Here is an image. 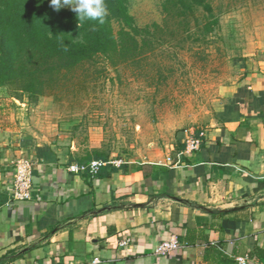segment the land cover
I'll list each match as a JSON object with an SVG mask.
<instances>
[{
    "label": "crops",
    "instance_id": "1",
    "mask_svg": "<svg viewBox=\"0 0 264 264\" xmlns=\"http://www.w3.org/2000/svg\"><path fill=\"white\" fill-rule=\"evenodd\" d=\"M260 28L210 123L178 132L170 155L157 162L108 161L94 176L69 172V165L93 160L79 162L75 142L20 117V109L7 110V95H0V264H85L94 257L101 264H211L203 259L210 246L264 264ZM201 131L200 148L185 153V139ZM19 159L33 163L30 199L14 202ZM171 237L181 248L156 256Z\"/></svg>",
    "mask_w": 264,
    "mask_h": 264
},
{
    "label": "rangeland",
    "instance_id": "2",
    "mask_svg": "<svg viewBox=\"0 0 264 264\" xmlns=\"http://www.w3.org/2000/svg\"><path fill=\"white\" fill-rule=\"evenodd\" d=\"M128 1L139 28L163 24V0ZM212 5L218 25L209 33L202 15L188 32L172 24L157 37L161 46L144 58L116 68L100 63L96 73L62 84L34 103L1 88L0 95H7L4 108L20 109V117L52 126L65 141L75 142L79 162L94 156L93 142L115 163L163 160L178 132L210 123L221 90L235 82L243 55L262 36L264 0Z\"/></svg>",
    "mask_w": 264,
    "mask_h": 264
},
{
    "label": "trees",
    "instance_id": "3",
    "mask_svg": "<svg viewBox=\"0 0 264 264\" xmlns=\"http://www.w3.org/2000/svg\"><path fill=\"white\" fill-rule=\"evenodd\" d=\"M215 0H163V24L139 28L128 0H105L108 15L103 23L86 20L66 7L56 11L51 0H0V89L11 97L27 96L31 102L48 95L62 84L96 73L100 63L116 68L158 49L157 39L172 24L188 32L198 26V15L206 16V33L218 25ZM6 95V94H4ZM90 159L108 163L100 150ZM203 259L211 264H236L210 246Z\"/></svg>",
    "mask_w": 264,
    "mask_h": 264
},
{
    "label": "built area",
    "instance_id": "4",
    "mask_svg": "<svg viewBox=\"0 0 264 264\" xmlns=\"http://www.w3.org/2000/svg\"><path fill=\"white\" fill-rule=\"evenodd\" d=\"M204 132L201 131L198 135L190 134L185 139V153L197 151L200 148L202 140L204 139ZM104 165L98 160L90 161L87 164H71L67 170L72 173L87 172L90 175H96L99 169ZM33 163L27 159H19L15 162L14 174L11 187V200L14 202L25 201L30 199L31 190V175ZM121 245H126L123 241ZM181 248L179 242L175 237L162 241L155 249L156 256L163 257L171 252L177 251ZM236 264H247V257L239 256L235 259ZM85 264H101V259L94 257L91 261Z\"/></svg>",
    "mask_w": 264,
    "mask_h": 264
},
{
    "label": "clouds",
    "instance_id": "5",
    "mask_svg": "<svg viewBox=\"0 0 264 264\" xmlns=\"http://www.w3.org/2000/svg\"><path fill=\"white\" fill-rule=\"evenodd\" d=\"M51 6L56 11L70 7L77 14L79 23L86 20H97L103 23L108 15L105 0H51Z\"/></svg>",
    "mask_w": 264,
    "mask_h": 264
}]
</instances>
